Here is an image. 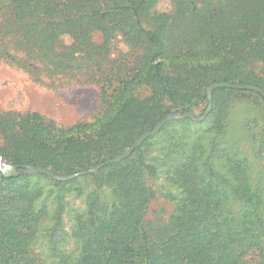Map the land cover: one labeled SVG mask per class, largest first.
Here are the masks:
<instances>
[{"label":"trees","instance_id":"trees-1","mask_svg":"<svg viewBox=\"0 0 264 264\" xmlns=\"http://www.w3.org/2000/svg\"><path fill=\"white\" fill-rule=\"evenodd\" d=\"M3 1L0 33L51 72L79 67L78 52L100 70L117 36L132 60L115 86L103 82L91 124L0 116V155L11 165L76 175L0 173V264H264V176H252L250 159L264 158V122L232 118L242 101L264 103L259 93L215 89L204 119L169 121L109 163L172 112L202 104L203 115L211 84L264 91L251 68L264 65V0H170L166 13L154 11L161 0ZM63 35L73 42L58 52ZM140 87L146 96L134 95ZM158 181L173 210L149 221Z\"/></svg>","mask_w":264,"mask_h":264},{"label":"rangeland","instance_id":"rangeland-1","mask_svg":"<svg viewBox=\"0 0 264 264\" xmlns=\"http://www.w3.org/2000/svg\"><path fill=\"white\" fill-rule=\"evenodd\" d=\"M3 2L0 0V6ZM171 10L170 0H161L154 8V11L158 13ZM2 19L0 13V22H3ZM8 33V30L0 33V116L37 113L58 129L70 127L79 121L93 123L101 112L100 95L103 82L110 79L115 86L119 77L124 75L125 68L130 67L132 60L127 55L129 51L127 45L117 36L108 41L109 52L100 70H95V66L89 67L87 60L78 52L75 56L78 58L79 67L70 72L55 73L50 71L48 64L32 56L29 57L26 49L18 44V39L10 35L6 36ZM91 37L97 45L102 43L98 32ZM72 42L69 35L61 36L60 42L55 46L56 51L59 52L62 47L70 46ZM121 62H123L122 66H120ZM114 64L116 69L113 71ZM251 68L259 75V78L264 80L263 64H253ZM147 94L148 89L140 87L134 95L144 97ZM202 108V104L192 107L195 117L199 118L205 114L200 115ZM232 114V118L237 123H244L255 118L264 122V103H254L253 100L242 101L235 105ZM1 141L0 135V143ZM243 145L245 148L249 147L246 142ZM0 158V165L9 163L1 155ZM250 159L253 161L252 176L256 178L264 176V158L256 159L251 156ZM154 188L157 195L149 206L146 220L165 221L172 212L173 206L160 193L162 189L159 181L154 184ZM68 200L69 206L74 207L73 209L83 207L80 199L70 197ZM64 218L65 229L69 231L72 220L67 216Z\"/></svg>","mask_w":264,"mask_h":264},{"label":"water","instance_id":"water-1","mask_svg":"<svg viewBox=\"0 0 264 264\" xmlns=\"http://www.w3.org/2000/svg\"><path fill=\"white\" fill-rule=\"evenodd\" d=\"M224 87L225 88H232V89H240V90H250V91L257 92L264 97V91L261 88L256 87V86H252V85H239V84H232V83H225V82L211 84L206 90L207 99H208V108L202 117H199V118L195 117L193 112H188L185 114H177V115L176 114H169L162 121L158 122L156 124V126L151 131L145 132L140 137H138L136 139V141L129 148H127L122 154L113 158L109 163L118 162V161L126 158L135 148L139 147L140 144H142V142L146 138L155 135L169 121L182 119L185 117H188V118H191L194 120H198V121L204 119L206 113L211 108L212 91L215 89L224 88ZM0 160H1V158H0ZM96 170H98V167H95V168L91 169L90 171H96ZM0 173L3 177H18L22 174H44V175L50 177L51 179L60 180V181H66L68 179L76 177V175L69 176V177H59V176L47 171L46 169L33 167L32 165L26 166L25 169L23 171H21L18 166L11 165L10 163L0 165ZM86 173L87 172H82L81 174L84 175Z\"/></svg>","mask_w":264,"mask_h":264}]
</instances>
